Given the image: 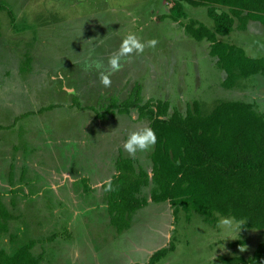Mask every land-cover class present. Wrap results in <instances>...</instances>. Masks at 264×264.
Here are the masks:
<instances>
[{"label":"rangeland","instance_id":"rangeland-1","mask_svg":"<svg viewBox=\"0 0 264 264\" xmlns=\"http://www.w3.org/2000/svg\"><path fill=\"white\" fill-rule=\"evenodd\" d=\"M0 4L12 14L0 13V197L12 216L0 250L12 254L34 242L40 264H149L157 251L172 249L156 264H221L250 257L264 243V229L243 230L228 217L215 224L193 212L175 217L169 203L150 201L151 187L142 190L148 204L128 230L118 234L109 225L102 188L116 174L115 160L135 157L150 172L153 149H123L128 135L149 122L135 112L100 118L112 98L123 101L139 85L144 101L167 102L169 114L185 115L197 102L206 116L218 102L239 101L264 116V75L225 89L210 43L186 33L191 21L213 28L206 8L183 3L187 18L174 22L168 0ZM130 33L144 51L123 57L113 71L108 59ZM219 39L264 58L259 23Z\"/></svg>","mask_w":264,"mask_h":264},{"label":"trees","instance_id":"trees-1","mask_svg":"<svg viewBox=\"0 0 264 264\" xmlns=\"http://www.w3.org/2000/svg\"><path fill=\"white\" fill-rule=\"evenodd\" d=\"M168 1V16L174 22L187 18L183 3L206 8L212 29L194 21L184 29L197 42L210 43L209 55L225 74V89L234 88L239 80L264 75V58H250L243 48L219 39L235 29L244 31L249 22L264 26V0ZM1 12L12 16L0 4ZM131 112L149 122L156 143L148 156L150 172L137 158L119 154L111 188L108 182L103 185L109 225L118 234L128 230L132 215L148 204V198L142 195L146 187H151L150 201L169 203L175 217L179 212L186 216L193 212L208 224H215L218 217H228L243 230L264 229V116L252 104L218 102L204 116L199 103L194 102L185 115L177 111L169 114L167 102L144 101L140 86L135 85L125 100L112 98L98 116ZM10 220L12 216L0 197V236L7 232ZM33 246L34 242L25 244L12 254L0 250V264H40V257L32 253ZM171 251H157L149 264L158 263ZM221 261L264 264V243L250 257L233 256Z\"/></svg>","mask_w":264,"mask_h":264},{"label":"clouds","instance_id":"clouds-1","mask_svg":"<svg viewBox=\"0 0 264 264\" xmlns=\"http://www.w3.org/2000/svg\"><path fill=\"white\" fill-rule=\"evenodd\" d=\"M156 41H149L148 47H153ZM145 43H142L135 34H128L123 39L118 51L114 52L108 59V64L113 71H118L121 67L120 61L123 57L130 54H141L144 51ZM101 65L97 64L99 68ZM101 83L107 87L111 81L107 75L101 74ZM156 143V134L151 128H143L139 131L131 132L123 144V149L129 154L134 155L137 151H145ZM108 187L111 188V182L108 181Z\"/></svg>","mask_w":264,"mask_h":264}]
</instances>
